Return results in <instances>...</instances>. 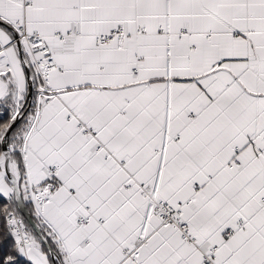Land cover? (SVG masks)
Here are the masks:
<instances>
[{
	"label": "snow or ice",
	"instance_id": "snow-or-ice-1",
	"mask_svg": "<svg viewBox=\"0 0 264 264\" xmlns=\"http://www.w3.org/2000/svg\"><path fill=\"white\" fill-rule=\"evenodd\" d=\"M0 264H264V0H0Z\"/></svg>",
	"mask_w": 264,
	"mask_h": 264
}]
</instances>
